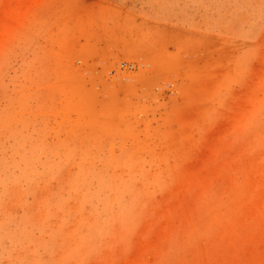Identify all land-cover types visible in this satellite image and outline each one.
Here are the masks:
<instances>
[{"label": "rangeland", "instance_id": "rangeland-1", "mask_svg": "<svg viewBox=\"0 0 264 264\" xmlns=\"http://www.w3.org/2000/svg\"><path fill=\"white\" fill-rule=\"evenodd\" d=\"M0 264H264V0H0Z\"/></svg>", "mask_w": 264, "mask_h": 264}]
</instances>
